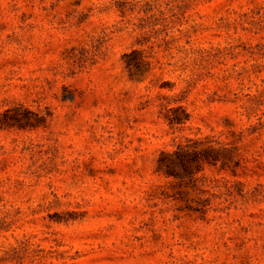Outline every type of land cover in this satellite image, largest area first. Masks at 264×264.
I'll return each mask as SVG.
<instances>
[{"label": "rangeland", "instance_id": "374dc122", "mask_svg": "<svg viewBox=\"0 0 264 264\" xmlns=\"http://www.w3.org/2000/svg\"><path fill=\"white\" fill-rule=\"evenodd\" d=\"M14 108L47 122L0 128V264H264V0H0ZM231 132L237 174L207 166L212 209L180 210L161 152Z\"/></svg>", "mask_w": 264, "mask_h": 264}, {"label": "trees", "instance_id": "16d2710c", "mask_svg": "<svg viewBox=\"0 0 264 264\" xmlns=\"http://www.w3.org/2000/svg\"><path fill=\"white\" fill-rule=\"evenodd\" d=\"M132 54L140 55L138 50ZM127 55V65L130 71L137 69L140 71L143 61L136 60L135 57ZM162 108L165 110L164 119L172 128H181L187 124L192 115L184 105L170 107L169 104L163 103ZM20 110L8 109L0 116V128L14 127H38L45 125L46 116L36 114L37 120L27 118L19 114ZM233 139L225 142L215 137L207 136L203 139L188 138L186 141L176 144L172 151L163 150L157 163V171L166 178L173 179V187L179 185L181 191L186 194L187 198L183 199L180 210L189 213L197 212L202 217H206L208 211L212 209V201L217 194L207 188L210 184L205 182V177L200 176L204 173L207 166H218L222 169L237 174L241 166V160L238 157L239 148L236 143L241 134L231 132ZM184 205V206H183ZM13 252H17L16 248ZM4 260V259H3Z\"/></svg>", "mask_w": 264, "mask_h": 264}]
</instances>
